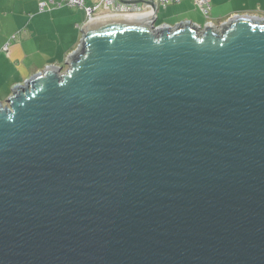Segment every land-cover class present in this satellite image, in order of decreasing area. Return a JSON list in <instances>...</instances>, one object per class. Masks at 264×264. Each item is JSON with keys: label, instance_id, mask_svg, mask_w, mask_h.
<instances>
[{"label": "water", "instance_id": "1", "mask_svg": "<svg viewBox=\"0 0 264 264\" xmlns=\"http://www.w3.org/2000/svg\"><path fill=\"white\" fill-rule=\"evenodd\" d=\"M126 1L0 101V264H264V16Z\"/></svg>", "mask_w": 264, "mask_h": 264}, {"label": "crops", "instance_id": "2", "mask_svg": "<svg viewBox=\"0 0 264 264\" xmlns=\"http://www.w3.org/2000/svg\"><path fill=\"white\" fill-rule=\"evenodd\" d=\"M40 1L46 2L43 9L38 8ZM56 1L0 0V101L15 83L33 72L48 64L61 65L78 43L84 9L57 5ZM160 8L155 24H174L182 19L198 24L207 21L194 0H178ZM233 13L264 16V0H210V20L217 22Z\"/></svg>", "mask_w": 264, "mask_h": 264}, {"label": "built area", "instance_id": "3", "mask_svg": "<svg viewBox=\"0 0 264 264\" xmlns=\"http://www.w3.org/2000/svg\"><path fill=\"white\" fill-rule=\"evenodd\" d=\"M174 1L178 0H153V3L154 7L156 8L159 4L164 6ZM194 2L206 16L208 22L217 24L225 19L224 18L217 22L209 19L210 0H194ZM45 4V1H40L38 8L43 9ZM56 4L83 8L85 12L84 22L118 15H155L153 6H151L148 2H134L126 0H95L91 3H86L85 0H57ZM22 82L15 83L14 85L21 84Z\"/></svg>", "mask_w": 264, "mask_h": 264}, {"label": "rangeland", "instance_id": "4", "mask_svg": "<svg viewBox=\"0 0 264 264\" xmlns=\"http://www.w3.org/2000/svg\"><path fill=\"white\" fill-rule=\"evenodd\" d=\"M161 6H162V5H160V4L157 6V7H159V8L157 9V13H156L157 15H159V14L161 13V8H160ZM60 64L63 65V68H65L64 60H62Z\"/></svg>", "mask_w": 264, "mask_h": 264}, {"label": "bare ground", "instance_id": "5", "mask_svg": "<svg viewBox=\"0 0 264 264\" xmlns=\"http://www.w3.org/2000/svg\"><path fill=\"white\" fill-rule=\"evenodd\" d=\"M129 16H135V15H129ZM138 16V15H137Z\"/></svg>", "mask_w": 264, "mask_h": 264}]
</instances>
